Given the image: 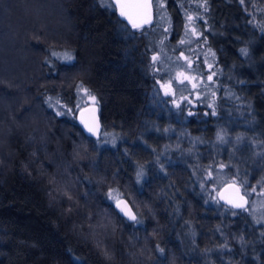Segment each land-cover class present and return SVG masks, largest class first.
I'll return each instance as SVG.
<instances>
[{
  "label": "trees",
  "instance_id": "obj_1",
  "mask_svg": "<svg viewBox=\"0 0 264 264\" xmlns=\"http://www.w3.org/2000/svg\"><path fill=\"white\" fill-rule=\"evenodd\" d=\"M253 3L264 9V0L243 5L209 0L212 30L205 34L223 94L215 101L216 116L203 115L211 109L200 104L184 117L185 165L172 187L153 178L151 160L142 161L147 172L142 184L133 174L134 142L149 144L155 138L150 128L170 125L150 99L159 88L149 67L153 52L147 49H160L163 32L122 39L121 18L101 0H0V264H252L264 250V225L253 224L241 210L232 209L239 213L232 216L221 212L226 205L205 204L208 193L199 184L207 167L203 160L209 162L208 152L220 149L212 136L221 120L239 123L246 141H264V33L248 22ZM166 4L172 31L164 50L173 52L182 16L176 0ZM260 22L264 15L257 12L254 23ZM245 46L248 57L239 53ZM59 49L75 51L74 67L52 56ZM81 80L100 99L102 131L120 137L116 147L109 143L96 150V140L76 119L55 117L44 104L45 96H59L75 109V85ZM31 135L35 142L26 143ZM34 151L38 157L32 162ZM76 151L84 158H74ZM29 163L31 175L25 171ZM52 174L69 185L71 201L49 195L46 177ZM110 187L124 194L142 225L131 227L116 211L107 198ZM236 233L245 237L243 248ZM223 240L236 251L232 262L217 251ZM157 245L165 249L163 255Z\"/></svg>",
  "mask_w": 264,
  "mask_h": 264
},
{
  "label": "snow or ice",
  "instance_id": "obj_2",
  "mask_svg": "<svg viewBox=\"0 0 264 264\" xmlns=\"http://www.w3.org/2000/svg\"><path fill=\"white\" fill-rule=\"evenodd\" d=\"M166 2L167 0H112L106 7L111 11L115 12L118 10L119 17L123 19H118L117 23L119 25L118 31L123 33L121 36L122 39L125 40H134L136 39V32H139L141 36L147 37L150 32H155L157 28L160 26V22L167 21V26L163 28L162 38L159 40L160 50L156 51V48H150L153 52L151 56V63L149 67L153 75L165 71L166 64L165 61L162 60V56L166 55L164 52L165 41L168 38V35L171 33V17L166 12ZM189 0H178V6L181 9L184 17V34L181 39L178 41L177 45L173 48V52L179 50L180 55L176 58L174 63L183 60L184 64L176 63V67L179 69L175 72L174 76H169L167 80H164L163 76H160L156 79V84L159 85V90H156L153 94V100L157 103H167V101L163 100L159 96V92L163 91L164 97H172L171 103L175 105V107L179 110L177 115H183V106L192 105L195 107L193 99L191 98V94L188 96L181 95L179 99L176 98L177 88L174 85H181L184 89H187V85L191 84V88L195 93V100L201 101V92L199 88L202 84H204V80L201 78L198 80L197 76L193 75L194 71L198 72V65L196 68H193L194 61L190 56L185 55V51L181 49L182 45H190L192 43H197L201 48H207V53H205L204 63L207 65L209 69V73L207 75L208 84H204V87L208 88L209 84H214V77L218 75V71L213 70V63H208V56L211 55L213 58L215 57V52L212 51L210 47H208V36L205 33L210 32L211 25L208 23V17L206 14L210 10L209 0H191V5L194 6L195 14H193L192 8H186L185 3H188ZM240 3L245 4V0H240ZM105 7L104 5H101ZM255 11L248 12L249 16L252 17V20L248 21L249 23H253L254 27L260 29L261 33H264V22L254 23L256 20V13L259 12L261 15H264V9L258 8L255 3L252 5ZM154 9H155V17L154 20ZM245 11H248L246 8ZM124 20L127 21V24H124ZM198 21H203L205 27L201 30L198 27ZM128 25L131 26L132 31H129ZM147 26V27H146ZM190 34V35H189ZM239 53L243 57L249 56V49L247 46L241 47L239 49ZM52 56H54L57 60L61 61L63 64L75 66L76 54L74 50H65L62 53L53 52ZM199 57V54H197ZM168 60L171 61L172 57H168ZM48 59L46 58L45 63H48ZM163 80V82H161ZM240 84H244L245 81L240 80ZM76 95H77V104L75 109L68 107L64 104L59 96H45L44 104L47 109H50L55 117H66L71 116L73 119H76L74 113L75 111L80 112V124L83 125V129L90 134V136H95V149L98 150L101 145L111 144L112 147H116L117 140L120 137L114 133H108L107 131L101 130V123L99 118L100 112V99L96 94L92 92L91 89L85 87L83 80L79 81L75 85ZM212 97L216 96V90L209 88ZM229 96L234 95L229 92ZM85 97L87 98L85 100ZM239 99V97H236ZM207 99V96L204 97ZM183 102V106H182ZM208 108L211 109V112H206L205 115L216 116L217 108L215 100H212L208 103ZM89 113L88 119H85L84 113ZM188 115H194V112L189 109ZM159 131V129H157ZM173 131L170 128H165L164 132L168 133ZM104 137V139H101ZM108 137H111L109 140ZM227 132L224 129H221L216 133V141L219 144L229 143L230 140L226 139ZM36 137L31 135L27 138L26 143H34ZM244 138L241 136H237L236 143L239 144ZM196 142H203L200 138H196ZM44 143L43 138L41 137V144ZM252 147L258 149V151L254 152V156L256 159L254 163L259 165L261 162H264V141H261L259 144L253 142ZM84 154H87L88 149L85 147L83 149ZM155 151V150H153ZM33 161L38 157V151H34L32 154ZM125 155H128L127 150H125ZM163 153L157 155V162L160 161V156ZM74 158L82 159L84 156H81L79 151L74 152ZM2 161H0V165H2ZM31 163V162H30ZM30 163L25 165V171L31 175ZM43 165H41V177H45V173L43 171ZM219 172H214L213 165H208V168L205 170L206 175L200 178V189L202 192L208 191V198L205 199L204 203L209 204L210 202H214L215 204L223 207L227 205L225 208V214L231 212L232 216H237L239 213L236 211H232V209H239L244 213H248L251 217L253 224L255 225H264V177L256 182V184H250L247 176L249 173L247 171L241 173L239 169L230 177V180L224 182V188H218V185L222 182L221 174L225 168H231V165L220 163L218 166ZM160 171L165 172V165L160 163ZM59 174L47 175V183L49 186V195L55 200L58 196L62 198H67V200L71 201L73 196L71 194V190L69 185L64 181L63 177L58 178ZM165 175L167 173L165 172ZM193 175H196V172H193ZM243 175V179L241 176ZM146 180V172L144 170V166L140 165L136 171V183L138 185L142 184ZM210 186V188H209ZM259 189V190H258ZM179 190H177L178 192ZM226 191H230L231 195L225 196L224 193ZM215 193V195H212ZM258 197L259 199H253L252 197ZM175 197V193L173 194V198ZM107 198L109 201H114L116 208L123 214V216L127 217V220L131 221V227L135 228L136 226L142 225L144 223L139 213H135L129 208L128 202L124 197V194L118 188L110 187L107 193ZM223 201V204H221ZM179 205L174 209L175 214H179ZM71 208H69V212ZM188 223L187 221L185 222ZM219 230V228L217 229ZM261 236H264V231L261 232ZM238 242L242 245L245 243V237L243 234L239 235ZM222 247L227 248V245H223ZM156 250L163 255L165 252L164 248H161L157 245ZM105 255H108L107 249H105Z\"/></svg>",
  "mask_w": 264,
  "mask_h": 264
},
{
  "label": "rangeland",
  "instance_id": "obj_3",
  "mask_svg": "<svg viewBox=\"0 0 264 264\" xmlns=\"http://www.w3.org/2000/svg\"><path fill=\"white\" fill-rule=\"evenodd\" d=\"M111 2V0H101V3L104 5H108ZM177 5H178V0H176ZM178 7V11L181 13L182 16V27L180 30V33L177 34L178 36V41L181 39V37L184 34V17H183V13L181 11V9ZM185 7L192 8L193 14H195V9L194 6L191 5V0H189L188 3H185ZM166 12L167 14L171 17L170 11L167 7L166 4ZM154 20H156L155 17V9H154ZM171 25H172V17H171ZM167 26V21H163L160 22V26L157 28V30H159V32H163V28ZM198 27L202 30V21H198ZM163 33H159V35H162ZM190 35V34H189ZM184 51H185V55L190 56L191 59L194 61L193 64V68H196L198 65V72L194 71L192 74L197 76V79L199 80L201 78V74H202V78L204 80V84H208L207 81V75L210 74L209 73V69L207 68V65L204 63L205 60V53H207V48H201L197 43H192L190 45H182L181 46ZM208 47L209 44H208ZM211 48V47H210ZM212 49V48H211ZM160 49H156V51H159ZM65 49L61 50H55L54 52H58V53H62L64 52ZM213 51V49H212ZM164 52L166 53V55L162 56V60L165 61L166 64V68L165 71L160 72L157 74V78H159L160 76H163L164 80H167L169 78V76H174L175 72L178 71L179 69L176 67V63L179 64H184L183 60H180L176 63H174V61H176V58L179 57L180 55V51L177 50L175 52H171L168 50H164ZM214 52V51H213ZM197 54H199V57L197 56ZM168 57H172V60L169 61ZM215 62H216V55L213 58L211 55L208 56V63H213L214 67L213 70H215ZM214 81H215V77H214ZM163 82V80L161 81ZM204 84H202L199 88V91L201 92V101H196L195 100V93L191 88V84L187 85V89L185 90L183 86L181 85H174L177 88V92H176V97H180L181 95H185L188 96L191 94V98L193 99L194 105L195 107L199 106L200 104H205L206 106L208 105L209 102H211L212 100H217L218 96L223 94V89H219L216 86V81L214 84H209V87L206 88L204 87ZM209 88H212L214 90H216V96L212 97L211 93L209 91ZM207 96V99H204V97ZM87 98L85 97V100ZM184 117L188 115V111L189 109H193L194 107L192 105H187L184 106ZM219 127L217 128V131L215 129H213V131L215 132V134H213L212 136V140L213 143L220 145V149H218V152H216L217 149L211 150L208 152L209 154V160L214 158V161L211 162L210 164L213 165L214 168V172H219L218 169V165L220 163H224V164H228L231 165V168H225L223 170V173L221 174V179L222 182L218 185L221 186L224 182H227L230 180V177L236 172L237 169L240 170L241 173L247 171L249 173V175L247 176V179L249 181L250 184H256V182L258 180H260V172L263 171L264 168V164L263 162H261L259 165H256L254 163V160L256 159V157L254 156V152L258 151V149L252 147L253 143L246 141V139H243L239 144L236 143V138L237 136H242V132L239 130L241 129V127L239 126V123L235 122L232 118L227 120H221L219 122ZM221 129L226 130L227 132V137L226 139L230 140L229 143H225V144H219L216 141V133L218 131H220ZM212 131V132H213ZM109 133V131H107ZM244 138V137H243ZM102 139H104V137H102ZM108 139H110V137H108ZM190 141V139H188ZM248 150H247V148ZM211 153V154H210ZM250 159V160H249ZM208 164V165H210ZM208 168V166L205 168V170ZM204 170V172H205ZM206 175V172H205ZM241 178L243 179V175L241 176ZM252 178V179H251ZM259 190V189H258ZM208 193V191H207ZM253 199H259L258 197L253 196ZM221 212H225L224 210H221ZM248 215V213H246ZM249 218V216H247ZM235 239L238 242V233L235 234ZM223 245H227V248L222 247ZM245 244H241L240 242H238V246H240V248L244 247ZM215 249H217V247H215ZM214 249V251H215ZM217 251L220 253L221 257H224L225 262L229 263L232 262L233 259L232 256L234 255V253H236V251L230 246L228 245L224 240L223 242H221L220 246L218 247ZM252 264H264V250L259 251V253L257 254L256 258L254 259V261L252 262Z\"/></svg>",
  "mask_w": 264,
  "mask_h": 264
},
{
  "label": "flooded vegetation",
  "instance_id": "obj_4",
  "mask_svg": "<svg viewBox=\"0 0 264 264\" xmlns=\"http://www.w3.org/2000/svg\"><path fill=\"white\" fill-rule=\"evenodd\" d=\"M160 93H161V95H159L160 98L167 101V103H160V104L156 103L154 106L151 107L156 110L157 115L161 114V116L164 115L168 116L170 125L168 127H162V125L156 124L157 126L150 128L148 132L154 134L155 138L154 141L149 140L148 141L149 144L147 143L140 144L136 141L134 142L133 174H134V180L136 181V171L138 166L145 165V163H143L142 161L146 162L151 160L154 166L151 169V172L153 173L152 176H154L153 178L157 179V181L160 180L161 183H166L167 181H170L171 186L174 187L175 182L177 183L179 182V172L181 174V172L183 171V167L185 165L184 162V141H185L184 140V130H185L184 109L185 108L182 102L183 115L178 116L177 113L179 110L175 107V105L171 103L172 97H164L163 91H160ZM176 98L179 99V97ZM150 99L153 100V98ZM193 112L195 114V111ZM205 113L206 112L204 111L203 115H205ZM165 128H170L173 131L165 133L164 132ZM157 129H159V131H157ZM248 142L249 141L247 139V143ZM160 153H163V155L160 156V161L158 163L157 155H159ZM213 161L214 158L210 159L209 162L203 160L202 166H208V164H210ZM160 163H163L165 165V172L167 173V175H165V172L160 171ZM175 173H177V176L175 175ZM146 176H147V172H146ZM176 187L178 186L176 185ZM140 191H142V189ZM213 195H215V193H213ZM178 197H181V194H179ZM235 210H239V209H235Z\"/></svg>",
  "mask_w": 264,
  "mask_h": 264
},
{
  "label": "water",
  "instance_id": "obj_5",
  "mask_svg": "<svg viewBox=\"0 0 264 264\" xmlns=\"http://www.w3.org/2000/svg\"><path fill=\"white\" fill-rule=\"evenodd\" d=\"M111 2H112V0H111ZM117 14H118V16H119V12H118V10H117ZM121 19H123V18H121ZM124 22L127 24V21L126 20H124ZM128 26H130V25H128ZM80 112L79 111H77L76 112V121H77V123H78V125L81 127V129H82V131L87 135V136H89V137H91V138H93V139H97L95 136H90V134H88L84 129H83V125H81L80 124ZM84 117H85V119H88V117H89V113H87V112H85L84 113ZM99 118H100V115H99ZM100 123H101V130H102V122H101V119H100ZM218 188H220V189H223L224 188V183L221 185V186H219ZM224 195L225 196H229V195H231V192L230 191H226L225 193H224ZM126 199V198H125ZM127 200V199H126ZM127 202H128V200H127ZM221 204H223V201H221ZM128 206H129V208H131V210L133 211V212H135L134 210H133V208H132V206H131V204L128 202ZM114 207H115V209H116V211L124 218V219H126L127 220V217H125V216H123V214L122 213H120V211L116 208V206H115V202H114ZM127 221H129V220H127ZM129 222H131V221H129Z\"/></svg>",
  "mask_w": 264,
  "mask_h": 264
}]
</instances>
